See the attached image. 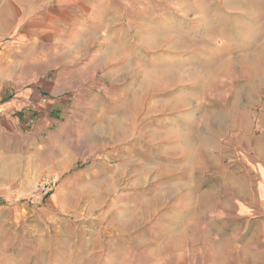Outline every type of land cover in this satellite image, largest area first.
Returning <instances> with one entry per match:
<instances>
[{"label":"rangeland","instance_id":"374dc122","mask_svg":"<svg viewBox=\"0 0 264 264\" xmlns=\"http://www.w3.org/2000/svg\"><path fill=\"white\" fill-rule=\"evenodd\" d=\"M114 1L111 63L0 147V264H240L264 216V0Z\"/></svg>","mask_w":264,"mask_h":264},{"label":"crops","instance_id":"0c3cea01","mask_svg":"<svg viewBox=\"0 0 264 264\" xmlns=\"http://www.w3.org/2000/svg\"><path fill=\"white\" fill-rule=\"evenodd\" d=\"M116 9L114 0H0L1 148L47 111H63L64 95L111 63L93 44L110 40ZM256 227L252 256L240 264H264V216Z\"/></svg>","mask_w":264,"mask_h":264}]
</instances>
